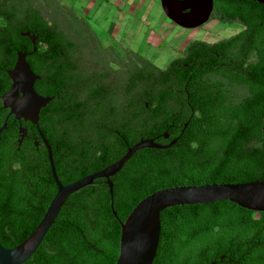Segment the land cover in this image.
I'll use <instances>...</instances> for the list:
<instances>
[{"label": "trees", "instance_id": "1", "mask_svg": "<svg viewBox=\"0 0 264 264\" xmlns=\"http://www.w3.org/2000/svg\"><path fill=\"white\" fill-rule=\"evenodd\" d=\"M44 6L57 23L41 14ZM213 6V19L225 26L239 23L242 30L214 43L190 42L165 69L136 67L123 104L132 115L108 135L98 117L106 93L91 85L82 96L77 68L67 61L76 46L67 32L93 35L89 25L72 22V11L55 0H0V127L1 96L10 84L6 70L18 54L27 55L38 76L37 94L52 98L36 124L22 123L26 136L20 143L12 118L0 137L3 247L13 249L34 232L57 191L44 140L62 185L115 164L142 140L165 143L167 135L178 141L135 152L110 178L111 194L106 180L98 179L68 196L24 264H115L120 222L152 193L264 181V5L214 0ZM60 17L71 31L59 29L66 26ZM24 32L37 37L34 44ZM152 264H264V213L228 201L168 208L160 213Z\"/></svg>", "mask_w": 264, "mask_h": 264}, {"label": "water", "instance_id": "2", "mask_svg": "<svg viewBox=\"0 0 264 264\" xmlns=\"http://www.w3.org/2000/svg\"><path fill=\"white\" fill-rule=\"evenodd\" d=\"M264 5V0H249ZM164 16L178 27L193 30L201 27L211 18L214 0H159ZM31 41L33 37L25 34ZM11 80L9 91L1 96L3 108L9 113L0 127V137L7 128L10 116L24 117L25 121L37 123L38 113L51 100L35 93L33 85L35 76L25 62V55L18 54L15 66L7 71ZM23 97L19 98L18 94ZM20 140L26 136V130L19 127ZM264 142V117L261 125ZM43 138V136H42ZM48 159L57 191L50 201L42 219L34 232L19 246L6 249L0 244V264H24L41 245L48 230L53 225L61 207L68 196L90 186L95 180L104 179L112 193L110 178L118 173L129 158L140 149H164L153 140H142L129 148L125 155L115 164L88 175L78 181L61 185L55 174L51 150L47 142ZM228 201L236 206L254 213H264V181L242 184L213 183L199 186H176L158 190L141 200L130 212L124 222H120L119 251L115 264H152L156 254L160 234V213L177 206L205 205ZM113 216L116 213L112 211Z\"/></svg>", "mask_w": 264, "mask_h": 264}, {"label": "rangeland", "instance_id": "3", "mask_svg": "<svg viewBox=\"0 0 264 264\" xmlns=\"http://www.w3.org/2000/svg\"><path fill=\"white\" fill-rule=\"evenodd\" d=\"M82 17L104 46L116 53L132 51L163 69L193 40L217 42L237 32L210 18L193 30L176 26L160 8L159 0H55ZM67 10V9H66Z\"/></svg>", "mask_w": 264, "mask_h": 264}, {"label": "flooded vegetation", "instance_id": "4", "mask_svg": "<svg viewBox=\"0 0 264 264\" xmlns=\"http://www.w3.org/2000/svg\"><path fill=\"white\" fill-rule=\"evenodd\" d=\"M41 4L43 5L44 3L41 2ZM34 6H36V3H34ZM48 12L50 14L51 10L48 9V7H45V8H43V11L41 12V14H43L46 17V19L49 21V24L57 23L55 18L52 17V19H51V17H49ZM72 14H73V17L70 18L72 22H74V23L78 22V24L84 22V19H82L84 16L78 17L73 12H72ZM213 14H214V6H213V11L211 13L212 19H213ZM66 20H67L66 18L60 17L59 23H62L63 25H66V26H65V29L61 26L59 27V29L71 31ZM213 20H215V19H213ZM217 22L219 23V21H217ZM228 26H238L239 28H238L237 32L242 30V25L239 23H231ZM66 31H65V33H66ZM67 33L69 34V35L67 34L68 35L67 38H69L70 40H73L74 44L76 45L75 48L72 50V52L69 54L67 61H68V63H71L74 67L77 68L76 71L79 75L78 76L79 79L77 81H78L81 89H83L82 96L87 94L86 91H84L85 88L87 86H91V85H95V86L99 87L100 89L103 90L104 93H106L107 96L104 99L105 102L103 104L101 111L98 114V117H99V120H104L101 123L102 128L107 131L108 135H112V132L114 133L115 128L118 127L117 124L121 123V124H123V127H124V123L126 122L127 118L130 117V115H132L131 113L126 114V112L124 111V105L123 104H124V100H126V97H125L126 88L130 84L133 71L135 70L136 67H138V68L144 67L145 68L149 65H154V64L152 62H150V60H147L143 56H140V55H138L132 51H127L126 54H122V51L118 50L119 53H116L114 51V49H112V47L104 46L103 43H101L99 41V39L97 38V36L95 35L94 32H93V35L91 33L81 34V37H78L71 32L70 33L67 32ZM25 34H29V33L24 32L22 36L27 37V36H25ZM30 37L34 38V41L30 40L34 44L37 37L36 36H30ZM27 38H29V37H27ZM190 42H192V41H190ZM212 43H214V42H212ZM184 49L182 50V53H183ZM182 53H181V55H182ZM24 55H25V61H26L27 55L26 54H24ZM136 56L142 58L143 60L137 61ZM16 60H17V58H16ZM15 63H16V61H15ZM15 63L13 65V67L9 70H12L14 68ZM167 65L163 69H165L167 67ZM154 66H156V65H154ZM9 70H6V74H7V71H9ZM10 86H11V80H10V84H9V89H10ZM75 87H77V86H75ZM9 89H8V91H9ZM33 89H34V85H33ZM35 93H37V92L35 91ZM18 96H19V98L23 97L22 93H19ZM132 99L134 100V98H132ZM1 104H2V108H3L2 101H1ZM3 110L5 111V114H4V119H5L9 113V109L3 108ZM112 111L115 112L114 115H112ZM11 118L14 119L18 124V136H20L19 127H22L21 126L22 123H31L30 121H25L24 117L16 118L15 116H10L8 118V120H10ZM179 119H180V117H179ZM129 122H130V120H129ZM179 126H180V123H179ZM22 129H24V128H22ZM164 140H165V143H160V142H158V141H160V139L157 138L156 140H153V142L157 145H160V146H167L168 144H170L172 142H174V143L171 146H174V145H176V143H178V141L176 139L175 140H169L167 135H165ZM122 141L124 142V139ZM63 186H65V185H63Z\"/></svg>", "mask_w": 264, "mask_h": 264}]
</instances>
